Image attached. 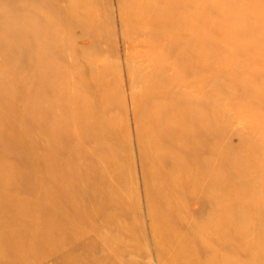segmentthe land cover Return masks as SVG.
I'll list each match as a JSON object with an SVG mask.
<instances>
[{"label":"rangeland","instance_id":"obj_1","mask_svg":"<svg viewBox=\"0 0 264 264\" xmlns=\"http://www.w3.org/2000/svg\"><path fill=\"white\" fill-rule=\"evenodd\" d=\"M0 264H264V0H0Z\"/></svg>","mask_w":264,"mask_h":264},{"label":"bare ground","instance_id":"obj_2","mask_svg":"<svg viewBox=\"0 0 264 264\" xmlns=\"http://www.w3.org/2000/svg\"><path fill=\"white\" fill-rule=\"evenodd\" d=\"M84 3H85V2H84ZM76 4H77V3H76ZM71 8H72V7H71ZM74 13H75V12H74ZM68 14H69V13H67V15H68ZM70 15H71V14H70ZM70 15H69V16H70ZM66 18H67V16H66ZM27 25H28V24H27ZM11 38H12V36H11Z\"/></svg>","mask_w":264,"mask_h":264}]
</instances>
